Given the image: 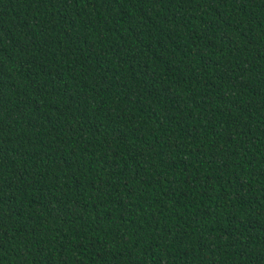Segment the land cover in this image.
<instances>
[{
    "label": "trees",
    "instance_id": "1",
    "mask_svg": "<svg viewBox=\"0 0 264 264\" xmlns=\"http://www.w3.org/2000/svg\"><path fill=\"white\" fill-rule=\"evenodd\" d=\"M0 264H264V0H0Z\"/></svg>",
    "mask_w": 264,
    "mask_h": 264
}]
</instances>
